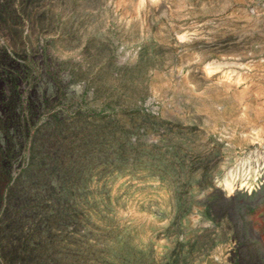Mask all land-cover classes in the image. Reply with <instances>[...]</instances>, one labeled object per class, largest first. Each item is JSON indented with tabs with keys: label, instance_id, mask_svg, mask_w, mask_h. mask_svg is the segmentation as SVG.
Listing matches in <instances>:
<instances>
[{
	"label": "rangeland",
	"instance_id": "rangeland-1",
	"mask_svg": "<svg viewBox=\"0 0 264 264\" xmlns=\"http://www.w3.org/2000/svg\"><path fill=\"white\" fill-rule=\"evenodd\" d=\"M0 264H264V0H0Z\"/></svg>",
	"mask_w": 264,
	"mask_h": 264
}]
</instances>
